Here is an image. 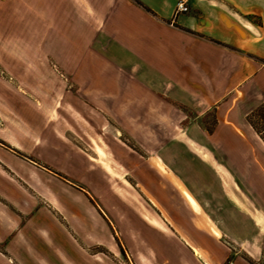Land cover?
Returning <instances> with one entry per match:
<instances>
[{"label":"crops","instance_id":"0c3cea01","mask_svg":"<svg viewBox=\"0 0 264 264\" xmlns=\"http://www.w3.org/2000/svg\"><path fill=\"white\" fill-rule=\"evenodd\" d=\"M176 1L0 0V162L12 168L28 161L50 172L47 166L97 192L91 156L60 130L55 112L64 97L74 111L118 118L157 110V96L166 97L165 108L183 113L188 107L201 113L197 117L213 107L216 123L205 138L192 129L159 157L166 169L155 165L164 174L148 161L138 167L163 227L150 215L133 217L132 226L147 244L149 264H224L229 256L236 264H264V141L246 119L264 103V0H190L189 11L175 16ZM142 49L154 55L150 67L137 59ZM156 62L176 75H159ZM142 78L149 90L143 94ZM141 94L152 97L147 106L141 107ZM123 95L137 96L136 108H126L132 101ZM234 134L251 142L254 171L210 149L237 141ZM72 160L83 169L80 175L68 166ZM14 188L0 175V194L25 201ZM111 205L101 200L99 207L112 215L109 221L129 246ZM91 208L96 216L89 219L104 234L87 242L94 244L111 233ZM33 224H48L75 255L52 219L40 213ZM32 239L39 255L53 257V247Z\"/></svg>","mask_w":264,"mask_h":264},{"label":"rangeland","instance_id":"374dc122","mask_svg":"<svg viewBox=\"0 0 264 264\" xmlns=\"http://www.w3.org/2000/svg\"><path fill=\"white\" fill-rule=\"evenodd\" d=\"M189 1L188 10L184 13L189 11ZM179 14L181 13L174 11L175 16ZM173 24L177 26L175 22ZM178 49L180 51L179 46ZM148 50L149 53L147 49L145 51L142 49L141 54L138 53L136 56L138 60H142L150 67L154 55L151 54L150 49ZM161 66L159 62H156L155 67L159 75H176L175 71H163ZM130 83L138 84V81H130ZM139 83L142 94L145 90L149 92L146 79H139ZM190 90L189 95L195 89L190 88ZM172 92L175 93V90ZM142 94L141 107H144L148 104L147 100L152 97ZM127 98L136 101L138 97L123 95L121 100ZM165 98L157 96V104L160 103L157 110H142L140 113L137 111L132 113L131 110L130 113H117L122 115L121 118L116 117V113L112 112H77L69 104L68 96L62 99L61 107L55 112L60 119V130L66 133L73 144L80 146L91 156L90 164L100 179L97 183L94 181L97 192L93 191L87 183L47 166L45 168L50 172L28 161L12 168L0 162V175L6 179V184L8 182L13 185L25 200L20 203L17 198L11 199L0 194V264L150 263L147 244L134 232L131 219L133 217L144 219L145 215H150L155 218V222L157 221L156 225L163 226L158 222L157 208L148 200L147 188L137 176L138 167L148 161L155 167V164H158L162 169H166L159 157L163 158L170 151L171 141H184L187 133L192 134V129L197 130L198 135L205 138L207 131L211 132L216 123V110L213 107L197 117L196 115L201 113L188 107H184L185 113L175 108H165L163 101ZM133 103V101L129 102L125 107L136 108ZM200 103L202 108L203 102ZM238 114L241 116L242 112ZM251 120L264 135V108L255 113ZM243 132L247 135L245 139H248L249 133L246 130ZM236 137L237 141L218 142L216 147H210V149L219 155H228V159L237 161L240 168L250 166L249 169L254 171L257 165L253 162L251 142L239 139V135ZM97 145L102 151L96 149ZM187 145L190 149L200 148L194 144ZM200 150L205 151L202 148ZM58 162L64 164L65 160L59 159ZM78 164L77 161L72 160L68 166L73 172L77 169L80 175L83 169H78ZM159 171L163 173L162 170L159 169ZM85 177L86 180L87 177L90 180V176ZM261 185L264 187V181ZM101 200L112 203L111 210H114L115 217L123 223L125 229L127 228L125 235L130 237L129 246L115 224L112 225L109 221L113 219L112 215L105 209L103 212L99 207ZM122 205H125V209ZM91 206H94L104 220L108 221L111 233L110 238H102L94 244L87 242L92 236L94 239L104 234L89 219L96 216ZM193 206L197 209L196 204ZM40 213L52 219L53 225L57 226L64 234L62 236L66 237L71 246L73 245L75 255H69L63 241L55 240V237L59 236L52 234V228L48 224L45 225V229H34L36 227L33 224L34 216ZM38 236L41 237L42 242L53 247L52 251H55L52 252L53 257L38 254L34 244L36 240L32 239Z\"/></svg>","mask_w":264,"mask_h":264},{"label":"trees","instance_id":"16d2710c","mask_svg":"<svg viewBox=\"0 0 264 264\" xmlns=\"http://www.w3.org/2000/svg\"><path fill=\"white\" fill-rule=\"evenodd\" d=\"M248 18H249L251 21H253V22L257 23V24H261V21H260L259 17L256 16V15L250 14V15H248ZM263 108H264V103L261 104L260 106H258V108H256L254 111H252L251 113H249V114L246 116V119L248 120V122L252 125V127L255 129V131L259 134V136H260V137L263 139V141H264V135L262 134V131H261V130H258V127H256L255 123H253V121L251 120V117H252L255 113H257V112H259L260 110H262Z\"/></svg>","mask_w":264,"mask_h":264},{"label":"built area","instance_id":"2783aa9c","mask_svg":"<svg viewBox=\"0 0 264 264\" xmlns=\"http://www.w3.org/2000/svg\"><path fill=\"white\" fill-rule=\"evenodd\" d=\"M188 10V0H177L175 4V13H184ZM224 264H236L232 256H229Z\"/></svg>","mask_w":264,"mask_h":264},{"label":"bare ground","instance_id":"6f19581e","mask_svg":"<svg viewBox=\"0 0 264 264\" xmlns=\"http://www.w3.org/2000/svg\"><path fill=\"white\" fill-rule=\"evenodd\" d=\"M96 149L99 150V151H102V149H101V147L99 145L96 146Z\"/></svg>","mask_w":264,"mask_h":264}]
</instances>
